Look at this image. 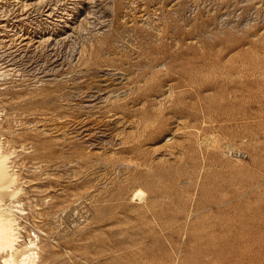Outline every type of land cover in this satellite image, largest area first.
<instances>
[{
  "label": "rangeland",
  "instance_id": "obj_1",
  "mask_svg": "<svg viewBox=\"0 0 264 264\" xmlns=\"http://www.w3.org/2000/svg\"><path fill=\"white\" fill-rule=\"evenodd\" d=\"M0 142L41 264H264V0H0Z\"/></svg>",
  "mask_w": 264,
  "mask_h": 264
},
{
  "label": "bare ground",
  "instance_id": "obj_2",
  "mask_svg": "<svg viewBox=\"0 0 264 264\" xmlns=\"http://www.w3.org/2000/svg\"><path fill=\"white\" fill-rule=\"evenodd\" d=\"M10 155L3 153L0 145V261L1 264H41L42 261L39 260L38 253L35 251V249L37 251L38 249L34 248L35 243L30 242L28 246L20 250L19 239L21 237L17 232L18 228L16 229L15 227L17 225L15 213L20 210L18 209L19 206L16 205V201H14V199L21 189H19L20 187L18 188L19 190L15 188L17 175L15 171H10ZM133 193V197H130V199L133 198V200L137 202L143 201L142 199L144 193L141 190L137 189Z\"/></svg>",
  "mask_w": 264,
  "mask_h": 264
}]
</instances>
